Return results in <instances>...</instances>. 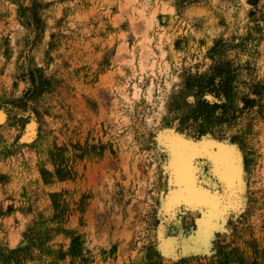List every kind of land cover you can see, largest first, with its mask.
Listing matches in <instances>:
<instances>
[{
  "label": "rangeland",
  "instance_id": "374dc122",
  "mask_svg": "<svg viewBox=\"0 0 264 264\" xmlns=\"http://www.w3.org/2000/svg\"><path fill=\"white\" fill-rule=\"evenodd\" d=\"M129 4L0 0V264H264V0ZM185 139L234 150L231 188L195 160L223 210L178 195Z\"/></svg>",
  "mask_w": 264,
  "mask_h": 264
},
{
  "label": "bare ground",
  "instance_id": "6f19581e",
  "mask_svg": "<svg viewBox=\"0 0 264 264\" xmlns=\"http://www.w3.org/2000/svg\"><path fill=\"white\" fill-rule=\"evenodd\" d=\"M133 1L134 0H125L126 5H128L129 3H133ZM162 10H165V6L162 7ZM156 15H157V11L154 10L151 13V16L146 19V23L148 26H151L156 21ZM150 42H151L150 39H147V41L144 40L142 41L141 39V41L138 42V45L140 46L139 48L140 53H138L139 55L136 54L134 48L130 50L131 59L129 61L132 64L134 74L140 75L139 76L140 79L144 77V75L155 74L154 72L156 69L157 61L155 59H151L153 51H151L152 48L150 46ZM153 84L154 81L153 79H151V82L144 93L146 99L148 100H151L152 98ZM131 87H132L131 94L125 93L124 88L120 89V93H119L122 99L129 104H132L133 100L139 99L140 96L142 95V88L139 86L137 82L134 81L131 84ZM3 119H4V114L2 113V111H0V121H3ZM32 127L34 126H31V128ZM172 150L173 152H172V160H171V170H172L171 179L173 178L175 183H177L179 186L186 184L185 175H184V158L185 155L188 153L193 154L195 160L200 157H207L213 164V171L215 173V176H217L220 179V181L223 182L224 185L226 184L227 187L230 188L234 187V185H236L235 184L236 181L239 179L238 177L241 173V171H239L238 169L239 166L237 164L235 165L230 164V158L232 157L234 150L231 147L223 144V142L220 143L219 141L213 139H208L201 142H193L189 139H185L183 141V145H181L179 148L173 147ZM236 162L238 163L239 161H237L236 159ZM192 172L195 178V184H194L195 191L189 190L187 186L186 187L180 186L179 191L177 192L178 195L188 200L189 203H196V204L200 203L199 202L200 200H203L205 202L202 204L209 203L207 200L199 198L197 193H207L213 199H218V192H213L210 188L203 189L200 186H198L199 184H197L196 162L192 167ZM175 195H177L176 192Z\"/></svg>",
  "mask_w": 264,
  "mask_h": 264
},
{
  "label": "snow or ice",
  "instance_id": "6c2138e0",
  "mask_svg": "<svg viewBox=\"0 0 264 264\" xmlns=\"http://www.w3.org/2000/svg\"><path fill=\"white\" fill-rule=\"evenodd\" d=\"M243 2V0H241ZM254 2V0H253ZM195 163L194 155L191 153H188L185 155L184 158V175H185V183L187 185V188L189 190L195 191L194 184H195V178L194 174L192 172V167ZM230 164L235 165V154H232V157L230 158ZM199 198L205 199L209 202L210 206H214L216 210H223L225 205L220 202L218 199H213L209 194L207 193H197ZM242 205L239 202H235V207L239 209ZM207 243V240L205 239V244Z\"/></svg>",
  "mask_w": 264,
  "mask_h": 264
}]
</instances>
